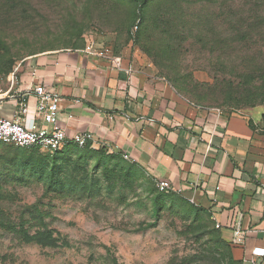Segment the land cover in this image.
I'll use <instances>...</instances> for the list:
<instances>
[{
	"label": "rangeland",
	"instance_id": "374dc122",
	"mask_svg": "<svg viewBox=\"0 0 264 264\" xmlns=\"http://www.w3.org/2000/svg\"><path fill=\"white\" fill-rule=\"evenodd\" d=\"M112 45L196 104L264 116V0H0V99L40 55ZM62 151L0 141V264H231L188 205L167 199L156 217L155 181L127 176L117 154L72 170L78 154Z\"/></svg>",
	"mask_w": 264,
	"mask_h": 264
},
{
	"label": "crops",
	"instance_id": "0c3cea01",
	"mask_svg": "<svg viewBox=\"0 0 264 264\" xmlns=\"http://www.w3.org/2000/svg\"><path fill=\"white\" fill-rule=\"evenodd\" d=\"M36 84L60 94L69 138L90 132L95 148L127 155L154 181H169L177 194L209 212L228 242V224L241 212L246 235L243 243H232V252L254 264L252 249L264 247L262 113L190 101L130 45L40 55L22 67L18 91ZM28 98L35 106L34 96ZM15 104L7 102L1 114L12 116Z\"/></svg>",
	"mask_w": 264,
	"mask_h": 264
},
{
	"label": "built area",
	"instance_id": "2783aa9c",
	"mask_svg": "<svg viewBox=\"0 0 264 264\" xmlns=\"http://www.w3.org/2000/svg\"><path fill=\"white\" fill-rule=\"evenodd\" d=\"M109 52L110 49H106L105 52H100V55ZM29 93L35 98V106H32L29 101ZM8 98L0 99L1 142L21 148H39L49 153H55L71 144L79 148L90 145L92 148L97 149L91 143L93 136L90 132H78L71 138L68 137L61 120V96L58 91L45 84H36L28 92L17 90ZM11 100L16 103L13 115L10 117L2 115L1 112L6 103ZM123 157L129 160L127 155H123ZM155 183L161 192H181L179 189H175L167 180H155ZM242 216L241 212H236L228 224L232 230L231 241L234 244H241L245 239L246 231L243 229ZM220 226L219 223L216 224L217 228ZM252 255V263H264V247H254Z\"/></svg>",
	"mask_w": 264,
	"mask_h": 264
},
{
	"label": "trees",
	"instance_id": "16d2710c",
	"mask_svg": "<svg viewBox=\"0 0 264 264\" xmlns=\"http://www.w3.org/2000/svg\"><path fill=\"white\" fill-rule=\"evenodd\" d=\"M141 1H142V3H146L148 0H141ZM12 146H14V145H12ZM14 147H16L20 150H25V151L40 152L45 157H50V156L53 157L54 156V153L44 152V151L40 150L39 148H21V147H17V146H14ZM71 147H73V148H71ZM61 150H63L62 152H64L67 155V158H71L70 156L74 152L78 154V156H77L78 158L76 160H74V162L72 163V166H71L72 170L76 169V167H78V165L80 164V160L86 161L88 159V157H94V156L98 157V164H99L101 161L103 162V160H107V161L111 162L112 158L115 157L117 154V156L120 159H119V162L116 164H118V165L123 164L122 169L124 170V172L126 173L127 176L132 175V176H137V177L141 176L142 178H148V179L150 178L135 163L127 162L126 160L123 159V156L120 155L119 153H116L114 151H112V152L108 151V149H105L104 147H99L97 149H94L90 145H87L85 148H79L78 146L71 144V145L65 146ZM61 150H59V151H61ZM59 151H57V152H59ZM57 152H55V154ZM107 152H109V153L111 152L112 154L110 155ZM61 180H59V181H61ZM149 180H153V179L150 178ZM59 181L57 180L56 183H59ZM153 190H154L153 194L155 193L154 197H153V203H154L153 212H154V215L156 217H159L161 209L166 205V203H165L166 200L170 199L172 201L180 203L183 206L188 205L190 208V213H193L194 215H196L197 218H199V216L203 215L205 218H207L209 220L210 223L214 224L213 221L211 220V215L209 214V212L206 209L199 208L195 205H192L191 202L188 201L187 199H185L184 197H179L178 195H175V194H177L175 192H168V193L161 192L158 190V188H157V190L155 188H153ZM156 191H158V192H156ZM214 226H215V224H214ZM212 233L215 235V242L222 243L226 248H228L230 250L229 262L231 264H243L241 260H237L234 258L233 252H232L233 244L231 242H228L227 240H225L223 238L220 229L217 227H216V229L213 228ZM34 238L39 242H45V243L51 242V241H48L50 239L47 240V238H49V237L43 233H39V235H35ZM34 238H31V240ZM42 240H46V241H42Z\"/></svg>",
	"mask_w": 264,
	"mask_h": 264
}]
</instances>
